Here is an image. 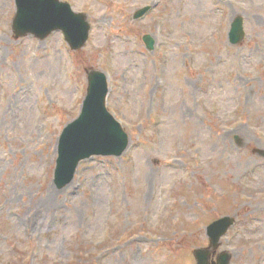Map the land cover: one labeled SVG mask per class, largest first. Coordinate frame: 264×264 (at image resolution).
<instances>
[{"label":"rangeland","instance_id":"374dc122","mask_svg":"<svg viewBox=\"0 0 264 264\" xmlns=\"http://www.w3.org/2000/svg\"><path fill=\"white\" fill-rule=\"evenodd\" d=\"M61 1L91 25L79 50L62 32L17 38L15 0H0V264H196L200 248L211 264H264V0ZM91 70L130 147L58 189ZM224 217L214 250L207 227Z\"/></svg>","mask_w":264,"mask_h":264},{"label":"water","instance_id":"95a60500","mask_svg":"<svg viewBox=\"0 0 264 264\" xmlns=\"http://www.w3.org/2000/svg\"><path fill=\"white\" fill-rule=\"evenodd\" d=\"M17 14L13 29L17 37L32 34L44 39L54 31L61 30L72 49L86 44L90 25L84 14L75 13L68 3L60 0H16ZM150 7L139 10L134 19L142 18ZM230 41L238 44L245 36L244 21L238 17L232 24ZM148 50H154L151 36L143 38ZM88 94L80 116L63 131L58 147L59 157L55 171V183L64 188L74 179L81 161L94 156L120 157L129 147V137L121 124L107 109L109 87L107 77L99 71L88 73ZM230 218H223L209 227L211 245L217 249L221 237L233 225ZM197 264H209L210 251H195ZM218 264H230L228 254L220 255Z\"/></svg>","mask_w":264,"mask_h":264},{"label":"bare ground","instance_id":"6f19581e","mask_svg":"<svg viewBox=\"0 0 264 264\" xmlns=\"http://www.w3.org/2000/svg\"><path fill=\"white\" fill-rule=\"evenodd\" d=\"M6 116H8V113H6ZM42 206H43V208H48V209L52 208L53 207V199L51 198L48 203H45ZM27 227H30V226L27 224Z\"/></svg>","mask_w":264,"mask_h":264}]
</instances>
